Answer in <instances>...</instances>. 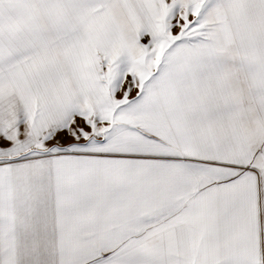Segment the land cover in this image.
I'll return each mask as SVG.
<instances>
[{
  "label": "snow or ice",
  "instance_id": "6c2138e0",
  "mask_svg": "<svg viewBox=\"0 0 264 264\" xmlns=\"http://www.w3.org/2000/svg\"><path fill=\"white\" fill-rule=\"evenodd\" d=\"M0 264H264V0H0Z\"/></svg>",
  "mask_w": 264,
  "mask_h": 264
}]
</instances>
